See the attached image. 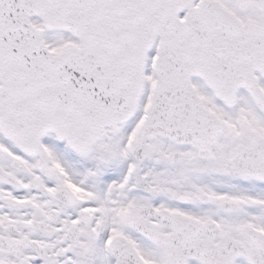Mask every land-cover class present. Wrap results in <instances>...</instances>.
<instances>
[{"label": "snow or ice", "instance_id": "6c2138e0", "mask_svg": "<svg viewBox=\"0 0 264 264\" xmlns=\"http://www.w3.org/2000/svg\"><path fill=\"white\" fill-rule=\"evenodd\" d=\"M0 264H264V0H0Z\"/></svg>", "mask_w": 264, "mask_h": 264}]
</instances>
